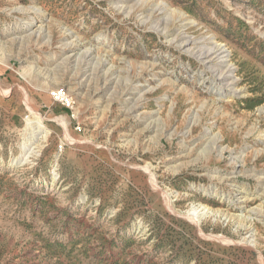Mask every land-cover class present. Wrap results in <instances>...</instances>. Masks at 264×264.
<instances>
[{"label":"rangeland","instance_id":"obj_1","mask_svg":"<svg viewBox=\"0 0 264 264\" xmlns=\"http://www.w3.org/2000/svg\"><path fill=\"white\" fill-rule=\"evenodd\" d=\"M0 264H264V0H0Z\"/></svg>","mask_w":264,"mask_h":264},{"label":"bare ground","instance_id":"obj_2","mask_svg":"<svg viewBox=\"0 0 264 264\" xmlns=\"http://www.w3.org/2000/svg\"><path fill=\"white\" fill-rule=\"evenodd\" d=\"M190 43L192 44V42H190ZM193 44H194V46L196 45L195 43H193ZM196 48H199V52H201L200 55L202 57L204 56L203 57L204 63H206V65H208V66H212L213 64H216V63L218 65L223 66L225 63H227L229 55L226 54L227 50H225V48L221 44H218L215 47L208 48L207 50L205 48H203V45H199V44L196 45ZM202 52H204V53H202ZM226 66H227V64H226ZM224 73L225 72H223V71H222V74L220 73V77H221L222 82L228 80V76H227L228 73L227 74H224ZM34 124H37V123H34Z\"/></svg>","mask_w":264,"mask_h":264}]
</instances>
